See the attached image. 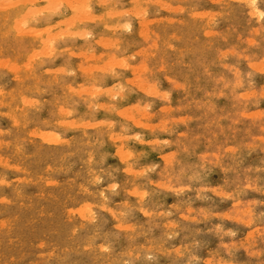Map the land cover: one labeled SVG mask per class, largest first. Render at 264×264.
Wrapping results in <instances>:
<instances>
[{
    "label": "rangeland",
    "instance_id": "1",
    "mask_svg": "<svg viewBox=\"0 0 264 264\" xmlns=\"http://www.w3.org/2000/svg\"><path fill=\"white\" fill-rule=\"evenodd\" d=\"M57 1L0 0V264H264V0Z\"/></svg>",
    "mask_w": 264,
    "mask_h": 264
},
{
    "label": "bare ground",
    "instance_id": "2",
    "mask_svg": "<svg viewBox=\"0 0 264 264\" xmlns=\"http://www.w3.org/2000/svg\"><path fill=\"white\" fill-rule=\"evenodd\" d=\"M46 1H48V0H46ZM55 1H56V0H55ZM64 1H65V0H64ZM66 1H67V0H66ZM66 1H65V2H66ZM244 1H245V0H244ZM49 2H51V1H49ZM49 2H48V5H49ZM57 2H59V0H58ZM68 2H69V1H67V3H68ZM72 2H73V1H72ZM72 2H71V3H72ZM52 3H54V2L52 1ZM52 3H51V4H52ZM71 3H70V4L68 3V4L70 5V8H71V6H72ZM133 3L137 4L136 2H133ZM55 4H56V3H55ZM68 4H67V7L69 6ZM73 4L76 5L75 2H74ZM65 5H66V4H65ZM75 5H74V6H75ZM74 6H72V7H73V10H74ZM76 6H77V5H76ZM76 6H75V7H76ZM133 6H134V5H133ZM249 7H250V6H249ZM76 8H77V7H76ZM71 10H72V8H71ZM76 10H77V9H76ZM80 11H81V13H82V10H80ZM105 12H107V11L105 10L104 13H105ZM108 12H109V11H108ZM249 12H250V11H249ZM76 13H77V12H76ZM76 13H75V14H76ZM251 14H252V13H251ZM254 14H255V16H256V13H254ZM109 15L111 16V14H109ZM106 16H107V15H106ZM106 16L104 15V18H105ZM252 17H254V16H252ZM256 17H257V16H256ZM108 18H109V17H108ZM110 18H111V17H110ZM83 19H84V18H83ZM95 20H96V19H95ZM85 21H87V20H85ZM256 21H257V20H256ZM87 22H88V21H87ZM149 23H150V22H149ZM151 23H152V22H151ZM15 24H16V23H15ZM18 24H19V23H18ZM146 24H148V22H147ZM19 25H20V24H19ZM19 25H18V26H15L14 29L17 30L18 27H19ZM124 25H125V24L123 23L122 26H124ZM126 25H127V24H126ZM126 25H125V28H126ZM117 26H118V25H117ZM120 26H121V25H120ZM145 26H146V25H145ZM110 27H111V26H110ZM110 27H109V28H110ZM114 27H115V25H114L113 27H111V28H114ZM128 27H129V26H128ZM19 28H20V27H19ZM120 28L124 29L123 27H120ZM103 29H105V28H103ZM106 29H107V28H106ZM114 29H115V28H114ZM143 29H144V28H143ZM143 29L141 28V31H142ZM139 30H140V27H139ZM145 30H146V29H145ZM139 32H140V31H139ZM144 32H146V31H142L143 34H144ZM17 33H19V31H17ZM140 33H141V32H140ZM85 34H86V33H85ZM82 35H83V34H82ZM138 35H139V34H138ZM83 36H84V35H83ZM139 36H141V35H139ZM142 37L144 38L145 36H142ZM27 46H28V45H27ZM0 65H1V63H0ZM18 68H19V67H18ZM142 68H143V66H142ZM12 69H13V68H12ZM15 69L18 70L17 68H14L13 70H15ZM19 69H20V68H19ZM134 69H135V68H134ZM134 69H133V71H134ZM136 69H137V68H136ZM143 69H144V68H143ZM139 70H141V69H138V71H139ZM143 71H144V70H143ZM139 72H140V71H139ZM139 72H136V73L138 74ZM43 134H44V133H43ZM45 134H46V133H45ZM45 134H44V135H45ZM47 139H48V138H47ZM44 143H45V142H44ZM46 143H47V142H46ZM83 217H84V216H83Z\"/></svg>",
    "mask_w": 264,
    "mask_h": 264
},
{
    "label": "snow or ice",
    "instance_id": "3",
    "mask_svg": "<svg viewBox=\"0 0 264 264\" xmlns=\"http://www.w3.org/2000/svg\"><path fill=\"white\" fill-rule=\"evenodd\" d=\"M253 6H254V0H253ZM262 16H264V13H261Z\"/></svg>",
    "mask_w": 264,
    "mask_h": 264
}]
</instances>
